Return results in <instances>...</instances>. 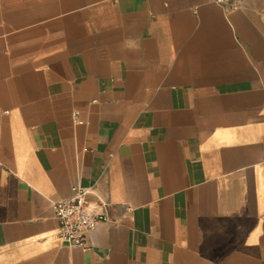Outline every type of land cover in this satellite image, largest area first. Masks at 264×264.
Here are the masks:
<instances>
[{
	"label": "crops",
	"instance_id": "1",
	"mask_svg": "<svg viewBox=\"0 0 264 264\" xmlns=\"http://www.w3.org/2000/svg\"><path fill=\"white\" fill-rule=\"evenodd\" d=\"M0 264H264V0H0Z\"/></svg>",
	"mask_w": 264,
	"mask_h": 264
},
{
	"label": "built area",
	"instance_id": "2",
	"mask_svg": "<svg viewBox=\"0 0 264 264\" xmlns=\"http://www.w3.org/2000/svg\"><path fill=\"white\" fill-rule=\"evenodd\" d=\"M210 2L228 11H233L238 6V0H210ZM90 196L89 190L75 186L72 188L71 198L56 202L53 206L59 224L58 239L63 245L84 252L92 251L91 233L99 224L108 222L103 205L92 202Z\"/></svg>",
	"mask_w": 264,
	"mask_h": 264
}]
</instances>
